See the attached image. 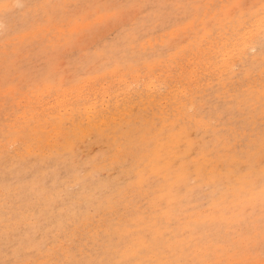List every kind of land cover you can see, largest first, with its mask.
I'll return each mask as SVG.
<instances>
[{"label":"snow or ice","instance_id":"snow-or-ice-1","mask_svg":"<svg viewBox=\"0 0 264 264\" xmlns=\"http://www.w3.org/2000/svg\"><path fill=\"white\" fill-rule=\"evenodd\" d=\"M0 67V264H264V0H0ZM184 81L219 120L185 106L117 135L132 93Z\"/></svg>","mask_w":264,"mask_h":264},{"label":"rangeland","instance_id":"rangeland-1","mask_svg":"<svg viewBox=\"0 0 264 264\" xmlns=\"http://www.w3.org/2000/svg\"><path fill=\"white\" fill-rule=\"evenodd\" d=\"M149 2H155V0H149ZM210 2L224 3V2H227V0H210ZM245 2L249 4H257V5L259 4V0H245ZM203 67L205 68V70H207L206 64ZM93 70L95 72H98L100 75H102V72H100V65H96ZM222 70L227 71L228 69L227 67H225ZM0 74H2V67H0ZM155 78L158 79L159 83H164L166 79H169L167 70H164L163 73L157 72L155 74ZM184 83L188 85L189 95L180 101H177V93L182 91V89L181 88L178 89V87L177 89L179 91H177L175 94L170 93L173 88H171V90L170 88H168L166 90H168L169 92L168 91H163V93L157 92L154 97L147 95L146 93L143 95L139 92L132 93L131 94L132 98L128 101V103L127 104L122 103L121 105L120 115L122 117H125V119L123 120V125L125 126V128H124V131L117 133V135L127 138L126 134L128 132L135 133L137 131V124L143 125L145 122L159 120L163 124L164 116L168 115L169 110L174 115L176 114L183 115L182 109L185 106L190 108L193 105H195L201 117L206 116L209 118V120H219L220 115L219 113L216 112V104L218 100V95L215 91H213L212 89L208 87L207 81H205L203 84H190L188 81H184ZM254 83L257 86L259 84V69H257L256 71V80L254 81ZM90 91L92 92L93 95H95L96 92L99 91L100 99H102V101L106 100L105 95H103L104 89H103L102 84L92 86L90 88ZM117 91H120V89L118 87H114L109 92V95H111L113 98L112 99L113 109H115V106H116L115 98H116ZM72 95L73 94L71 92L61 93L59 96L53 95L51 97H48L44 101H38L39 111L37 115H41V114L43 115L45 114V116H51L53 114L59 115L61 111H64V109L68 110L69 109L68 106H70L71 108L72 100L70 98L72 97ZM59 100H60L61 107L63 106L62 108L64 109H61V107H58L60 106ZM174 101H176L175 104H173ZM52 102H54L55 104ZM48 104L49 106L50 104L51 106L53 104L55 105V106L53 105L54 110H52V112H47ZM162 104H167L168 107H162ZM4 115L5 114L3 113V111L0 110V137H2L3 129L5 127ZM225 119H227V117H225ZM167 123H168V126L171 127L173 121L169 120ZM258 124H259V120L257 119V125ZM199 134L201 137H203L206 134V132L205 130L201 129ZM191 135L192 136L197 135L196 127H193L191 129ZM112 138L115 139L116 136H113ZM209 138L211 139V137ZM109 147L110 145L108 143V137H104L103 139H96L91 143H86V147H85L86 159L88 158L87 153L91 154V158L99 157L100 159H103V155L108 150ZM105 175H107V173H105ZM2 176H3V168H2V165H0V181H2ZM37 212H39V209H37ZM49 219L51 218L44 217V220H49ZM3 223H4L3 185L2 183H0V230H2ZM52 226L53 225L51 223L48 224L49 228H51ZM91 251L95 252L96 249L91 248ZM3 258H4L3 252L2 250H0V259H3Z\"/></svg>","mask_w":264,"mask_h":264},{"label":"bare ground","instance_id":"bare-ground-1","mask_svg":"<svg viewBox=\"0 0 264 264\" xmlns=\"http://www.w3.org/2000/svg\"><path fill=\"white\" fill-rule=\"evenodd\" d=\"M164 80H165V79H164ZM178 89H179V88H178ZM178 89H177V87H173L172 90H171V88H170V90H171L170 93L175 94L177 91H179ZM165 91H168V90H165ZM168 92H169V91H168ZM103 95H104V94H103ZM62 97H63V96H62ZM173 97H174V96H173ZM65 98H66V97H65ZM170 98H171V97H170ZM70 99H71V98H70ZM55 100H56V99H55ZM101 100H102V99H101ZM50 101H51V100H50ZM62 101H63V100H62ZM65 101H66V100H65ZM67 101H68V100H67ZM52 103H54V102H52ZM52 103H51V104H52ZM61 103H62V102H61ZM51 104H50V106H49V104L47 105V106H48V107H47V108H48V111L46 110L47 112H52V110H54L53 108H54V106H55V105H54L55 103L53 104L54 106L52 105L53 107L51 106ZM59 104H60V100H59ZM63 105H65V104H63ZM58 107H61V104H60V106H58ZM62 107H63V106H62ZM62 107H61V109H64V108H62ZM68 107H69V109H70V106H68ZM45 108H46V107H45ZM47 108H46V109H47ZM122 108H123V107H122ZM67 109H68V108H67ZM57 110H58V109H57ZM57 110H56V111H57ZM64 110H66V109H64ZM44 111H45V110H44ZM53 112H54V111H53ZM44 115H45V114H44Z\"/></svg>","mask_w":264,"mask_h":264}]
</instances>
